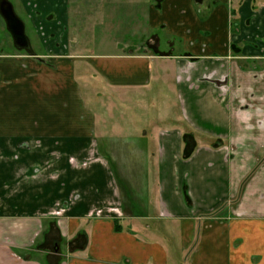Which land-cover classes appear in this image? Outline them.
I'll list each match as a JSON object with an SVG mask.
<instances>
[{"label": "crops", "instance_id": "crops-1", "mask_svg": "<svg viewBox=\"0 0 264 264\" xmlns=\"http://www.w3.org/2000/svg\"><path fill=\"white\" fill-rule=\"evenodd\" d=\"M149 1L148 43L173 37L181 56L0 55V264H264V163L251 155L264 147V70L235 63L264 61V0L238 1L236 32L231 0L204 19L208 0ZM92 79L131 107L111 131L88 102ZM149 110L161 123L137 131ZM113 137L151 144L140 194L114 176Z\"/></svg>", "mask_w": 264, "mask_h": 264}, {"label": "rangeland", "instance_id": "rangeland-1", "mask_svg": "<svg viewBox=\"0 0 264 264\" xmlns=\"http://www.w3.org/2000/svg\"><path fill=\"white\" fill-rule=\"evenodd\" d=\"M7 1L12 5L15 15L24 24L25 36L28 39L30 50L26 51L24 49H17L14 46L12 37L6 28V23L0 15V55L34 56L36 57L35 60L44 62L46 61L44 57L47 55H54V53H57L60 48H63L61 52L58 53L67 54V52H80V54L83 53L82 55H90L92 53L130 54L139 53L145 49L146 52H150L151 54L159 53V55H161L162 53H171L173 56H181L177 55L180 51L179 44L176 39H173V37L162 34L174 42L169 44L172 46L170 49L167 48L169 45H166L163 41H159L161 42V46L155 47H152L150 42L148 43L149 31L147 28L146 10L148 3L150 4L149 0ZM193 1L197 5H201L203 0ZM238 1L240 3V0H231L229 4L230 11L236 10L235 13L232 14L231 19L234 32L238 29L236 25L238 17L237 9L239 7ZM151 2L156 5L157 9L160 8L161 0H152ZM212 2L215 1L208 0L207 6H203V9L199 11L202 15L200 19L206 17L209 8L213 4ZM256 3L258 4V2ZM53 8H59V10L61 9L62 13H64V21L62 24L59 23V29L58 27H55L56 23H53V21H56L57 19L54 12H52ZM41 38H46L45 44L50 47L49 52L46 51L49 50V48L46 47ZM43 45H45V47H43ZM67 45L69 46V49L66 48ZM181 54H183L182 51ZM38 55H44V57L38 58ZM262 62L264 61H261V63L256 61L253 64V61L250 63L242 60L235 61L239 70L251 73L252 76H256V78H259L260 72H263L264 70V63ZM91 82H94L92 84L93 87L86 90L88 93V102L93 108L100 110L101 119L105 118L107 121L103 126L104 130L111 131L116 119L120 118L121 114L128 115L131 107L127 105L122 111H120L121 107L115 101L114 91L98 85V80L96 79H92ZM218 83L219 85H223L225 79L219 80ZM223 86H225V84ZM233 100L235 101L234 103L232 102L234 108L237 103L239 104L237 106L238 110L241 109V111L247 112L248 108L242 105L244 103L241 101L243 98ZM99 103L102 106H98ZM101 108L107 109L105 112H102ZM157 111L158 110L155 112ZM150 112L151 111L149 110L148 117H146L144 122L140 120V122L135 125L137 131V125L140 126L141 129L149 131V129L161 123L156 120L158 119V116L155 115L156 113L153 115V113L150 114ZM134 114L137 115L138 113ZM143 114L144 116L146 115V113H142L141 116H143ZM152 116L154 117V122L150 121ZM126 124H128L127 128L131 131L132 128L129 126V123L126 122ZM262 126H264V123ZM255 139L256 138L251 139L250 145H255ZM104 140H108V138ZM109 141L110 146L108 147L107 152L109 151L108 157L113 159L112 168H114V176H116L118 182L122 183L128 191L130 190L131 192L133 190L134 193L140 194L142 188L141 185L145 178V171L137 167L140 166L139 163L142 160H145V152H148V147L151 145L147 143L148 138L136 141V137H128L125 139H115L113 137L109 138ZM156 143L157 142L155 141L154 145H156ZM232 147L234 148V146ZM234 150H236V148H234ZM257 150L258 153L251 155L255 158L254 163L262 164L264 163V147L261 146L260 150L259 148ZM246 155L250 156L248 154ZM151 158L152 159L150 160L152 162V160H154V155L151 156ZM121 166L123 169L120 168Z\"/></svg>", "mask_w": 264, "mask_h": 264}, {"label": "water", "instance_id": "water-1", "mask_svg": "<svg viewBox=\"0 0 264 264\" xmlns=\"http://www.w3.org/2000/svg\"><path fill=\"white\" fill-rule=\"evenodd\" d=\"M0 15L6 23V28L13 39L17 49L30 50L28 40L25 36V27L15 15L12 5L7 0L0 1Z\"/></svg>", "mask_w": 264, "mask_h": 264}, {"label": "flooded vegetation", "instance_id": "flooded-vegetation-1", "mask_svg": "<svg viewBox=\"0 0 264 264\" xmlns=\"http://www.w3.org/2000/svg\"><path fill=\"white\" fill-rule=\"evenodd\" d=\"M1 1V0H0Z\"/></svg>", "mask_w": 264, "mask_h": 264}]
</instances>
